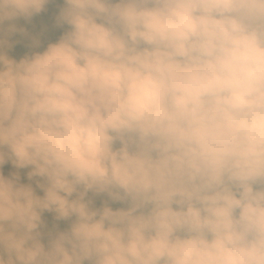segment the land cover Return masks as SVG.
Returning a JSON list of instances; mask_svg holds the SVG:
<instances>
[{"label":"clouds","instance_id":"obj_1","mask_svg":"<svg viewBox=\"0 0 264 264\" xmlns=\"http://www.w3.org/2000/svg\"><path fill=\"white\" fill-rule=\"evenodd\" d=\"M0 264H264V0H0Z\"/></svg>","mask_w":264,"mask_h":264},{"label":"trees","instance_id":"obj_2","mask_svg":"<svg viewBox=\"0 0 264 264\" xmlns=\"http://www.w3.org/2000/svg\"><path fill=\"white\" fill-rule=\"evenodd\" d=\"M57 11H58V8L56 5H49L48 11L45 13H42L41 15H39L37 17H34L33 21L30 24L26 23L23 20H20L18 22V24L20 26L27 28L29 33L32 35L39 34L45 27L49 28V32L47 33L45 40L54 42L58 38V36L60 35V32L58 30L52 29V27H51L54 24V17L56 15ZM13 39L20 41V43H18L14 46V48L10 54L15 56L16 58H20L22 55L25 54V52L28 51L27 44L30 41L28 38L21 37L19 34L15 35L13 37ZM12 170H14V169L12 168V165L10 163L5 164V166H4L5 175H8L9 172H11ZM26 171H27L26 169L21 170V173H22L21 179H22V182H24V183L28 182L27 177L24 175V173ZM37 192H38V194H41V195L43 194L42 191H40L39 189H37ZM115 206H117V205H114V207ZM44 219L46 220L49 228L52 227V225L54 223H59L60 227H65V228L68 227V223L65 221H59V222L54 221L53 214H51V213L46 212L44 214Z\"/></svg>","mask_w":264,"mask_h":264},{"label":"rangeland","instance_id":"obj_3","mask_svg":"<svg viewBox=\"0 0 264 264\" xmlns=\"http://www.w3.org/2000/svg\"><path fill=\"white\" fill-rule=\"evenodd\" d=\"M97 204H99V199L97 200ZM61 229H64L65 227H60Z\"/></svg>","mask_w":264,"mask_h":264}]
</instances>
